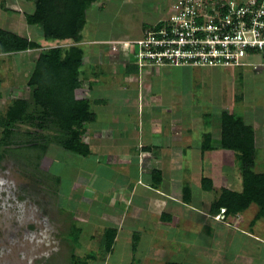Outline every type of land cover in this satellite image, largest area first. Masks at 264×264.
<instances>
[{
    "label": "rangeland",
    "instance_id": "rangeland-1",
    "mask_svg": "<svg viewBox=\"0 0 264 264\" xmlns=\"http://www.w3.org/2000/svg\"><path fill=\"white\" fill-rule=\"evenodd\" d=\"M178 1L98 0L97 5L87 10V25L81 36L83 34L85 40L88 38L101 40L109 36L125 37L129 40L138 39L147 32L154 31V26L159 20L169 22L168 19L171 20L179 12L174 6ZM263 1L211 0L210 4H216L218 8L216 15L220 22L225 18L224 11L231 2L238 6L249 3L252 6L257 2L255 7L258 8ZM212 8L214 7L209 6L205 9V13L209 16L215 14ZM34 11L35 0H0V28L13 31L41 46L40 49L31 50L30 54L0 57V119L16 100H27L30 105L28 113L34 117L31 123H15L11 127L13 133L8 137L4 136V127H0V264H71L74 255L80 261L86 259L88 254L97 257L103 255L102 250L96 249L100 241L99 231L103 233L105 223L102 221V219L105 221V218L101 212L106 207L105 198L108 190L123 177L117 175L116 171H112L114 169L113 155L108 161L106 154H103L104 156L100 157L105 161L103 163L98 162L97 154L96 157L83 158L66 151L62 145L65 133L56 123V119L43 114V108L35 105L31 89L26 84L39 56L57 47L63 48L65 53L71 46L80 47L82 43L71 40L69 43L52 45L39 26L27 24L26 15L33 14ZM165 26L162 23L158 28L164 29ZM132 43H128V46L134 45ZM108 45L111 49L116 46L119 52L127 48V42L114 44L108 42ZM260 60L259 56L254 55L241 59L243 62ZM203 68L200 67L196 71H193V68L181 69V72L171 70L170 74L156 75L155 85L158 83L160 88H165V94L168 92L184 94V97L188 99L185 107L181 104H178V107L177 104L173 106L178 114L184 115L188 112L194 115L210 114L211 121L215 122L214 133L219 132L223 112L243 119L255 132L256 156L253 170L258 174L263 173L264 68L258 70L223 66ZM79 78L83 85L84 75L81 74ZM75 95L78 99L85 97L82 86L76 90ZM210 95L214 96L211 99L212 104L205 105L201 99ZM172 98H174L173 95ZM111 116L112 112L109 110L108 117ZM211 121L209 119V123ZM83 140L86 143L91 142L85 134ZM97 146L96 149L102 151L101 143ZM221 152L224 151L213 156H217V161H220L219 163L223 164L222 168L227 171L237 172V174L240 172L235 180L237 181L238 177L241 179L235 187L236 189L239 185L243 187L240 154L233 150L226 151L225 155H221ZM144 156L143 153L138 154L139 166L146 163ZM205 156L204 166L207 172L206 167L212 161L209 159L212 154ZM107 161L110 164L108 167ZM102 163L103 167H99ZM213 163L212 161V165ZM191 164L194 166L193 160ZM126 166H124L125 171L131 175L134 174V167ZM145 169L141 167L139 172L143 174L146 172ZM110 175L115 177L108 179ZM216 176L219 180L224 179L220 171ZM57 178L60 179V183L57 182ZM107 180L112 182L108 183ZM225 185H229V180H226ZM219 190L217 189L216 193ZM199 192L201 193L200 190ZM204 194L207 200L217 198L215 192ZM176 206L177 214L168 220L175 228H166L163 235H160L166 242L165 250L161 248L162 255L157 257L155 251L151 250L152 245L148 242L150 235L146 236V243L138 247L137 255H135L142 263L147 259L148 264H169L171 261H180L182 264L185 261L202 264L208 256L213 257V249L210 245L212 248L218 247L222 250L221 252L229 253L230 250L231 254L242 248L241 241H235L233 235L231 237V228L228 230L225 228L228 234L220 236L216 234L224 228L220 223H214L205 218L209 223V227H206L202 223L203 220L198 218L200 214L195 209L185 205ZM258 209L259 207L255 204L249 207L242 226L247 228L253 221L255 224L252 229L259 228L264 236V219L257 223L254 220ZM88 214L92 215L91 221L88 219ZM224 223L229 222L226 220ZM78 229L85 232L79 236L80 245H75L73 235ZM207 230H209L208 236L213 230L215 233L211 234L210 241L206 237ZM93 233L95 235L90 238V234ZM217 236L220 237L217 238ZM88 238L90 240H87ZM162 238L156 241L159 243ZM88 241L91 244L85 245ZM251 245L253 250L257 247L254 242ZM136 246L137 242L135 248ZM122 247L117 246L108 264L126 263L128 252L122 250ZM214 257H216L215 254ZM146 262L144 263L147 264Z\"/></svg>",
    "mask_w": 264,
    "mask_h": 264
},
{
    "label": "crops",
    "instance_id": "crops-1",
    "mask_svg": "<svg viewBox=\"0 0 264 264\" xmlns=\"http://www.w3.org/2000/svg\"><path fill=\"white\" fill-rule=\"evenodd\" d=\"M97 3L98 0L88 10ZM84 31L85 28L82 33ZM142 37L143 35L138 39L129 40L125 37L109 36L101 40L89 38L85 40L82 34V45H80L83 50L84 66V68L82 67V74L84 75L82 92L85 95L84 98L89 99L91 110L96 115L95 121L85 125V136L87 135L91 141L88 144L92 151V157H96L97 154L98 162L104 163L105 161L100 159L104 156L103 154H106L108 161L113 155L114 169L112 171H116L117 175L123 177L108 190L109 194L107 193L105 198L106 207L101 212L105 218V221L103 219L102 221L105 223L103 233L99 231L100 241L96 249L101 250V239L104 231L109 228H116L117 235L111 252L105 259L101 256L95 260L92 259L89 264L92 262L108 264L113 251L116 250L117 246L119 248V245L120 247L123 246L122 250L128 252L124 264H145L147 259L142 263L135 255H137L138 247L146 243L145 238L149 235L148 242L152 245L151 250L155 251L157 257L161 256V250H165L166 242L160 235H163L166 228H175L168 220L177 214L178 207L176 205H185V207L195 209L200 214L198 218L203 220L202 223L206 227H209L206 219L220 223L224 227L223 230L216 233L220 236L228 234L226 230L231 228V237L233 235L235 241L240 240L242 243L240 245L242 248L232 252V254L230 250L229 253L221 252L222 250L218 247L212 248L210 245L213 249V257L208 256L202 264H264L263 232L259 228L257 230L252 229L255 224L253 221L249 223L247 228L244 227L245 229L242 226L244 219H246L245 213L249 207L241 213L228 215L226 220L229 223L218 221L215 218L221 211L215 210L213 205L218 203V197L222 192L225 190L241 192L243 190L241 185L237 189L235 187L241 179L238 177V180H235L240 172L237 174V172L227 171L222 168L223 164L217 161V156H213L220 151H224L221 152V155H225V152L228 151L218 147L221 141V127L219 132H213L215 122L211 121L210 114L194 115L192 112L184 115L178 114L177 109L173 106L177 104L178 107V104H181L185 107L188 99L184 97V94L171 92L165 94V88H160L158 83L155 85L154 78L156 75L170 74L171 70L181 72V69L193 68V71H196L200 67L156 66L140 69L136 58H134L135 45L128 46L127 44V48L119 49L120 52L113 51L108 45V42L113 44L117 42L132 43ZM70 41H50L49 43L56 45ZM24 53L30 54L31 51L0 54V57H13ZM208 68L217 67H204L203 69ZM187 71L190 72V70ZM213 97L210 95L200 99L207 105L212 104L211 99ZM109 110L112 112L111 117H108ZM207 136H211L212 145L216 146H212L213 148L209 151L203 149ZM98 143L103 146H99L102 151L96 149ZM100 152L103 153L100 154ZM139 153H143L146 158V163L140 166L137 158ZM211 154L212 157L209 159L214 163L212 165L211 161L210 165L206 167L207 172H205V155ZM192 160L195 163L194 166L191 164ZM103 163L101 166L98 164L99 167H103ZM126 165L134 167L133 176L125 171L124 166ZM141 167L146 168V172L143 174L139 172ZM153 171L157 173H153ZM218 171L221 172L224 179L219 180L217 178ZM112 177L115 175H110L108 179H113ZM140 179L143 181L142 184H139ZM226 180H229L228 186L225 185ZM106 182L112 181L107 180ZM217 189H220L218 193H216ZM213 192L215 195L217 194V198L207 200L204 193ZM259 211L258 209L254 217L256 223L262 220L256 219ZM88 219L92 220L91 214H88ZM224 231L226 233H223ZM211 234H215L214 230L210 232V236ZM93 235L95 233L90 234V238ZM208 235L209 230H207L206 237L207 240H212ZM135 236H137V240L134 239ZM159 238L162 239L158 243L156 240ZM89 242H85V245H90ZM252 242L257 245L254 250L251 245ZM214 254L218 258L214 257ZM169 263L182 264L180 261ZM184 264L192 263L185 261Z\"/></svg>",
    "mask_w": 264,
    "mask_h": 264
},
{
    "label": "trees",
    "instance_id": "trees-1",
    "mask_svg": "<svg viewBox=\"0 0 264 264\" xmlns=\"http://www.w3.org/2000/svg\"><path fill=\"white\" fill-rule=\"evenodd\" d=\"M97 0H35V11L26 15V22L31 26H39L48 41L72 40L80 43L81 33L86 26L87 10ZM226 13V10L224 11ZM37 42L29 41L9 30L0 28V54H13L40 49ZM83 66V50L79 46H71L64 53L63 48L50 49L41 54L35 62L27 86L31 89L36 106L43 108V114L56 119L59 127L64 131L63 148L72 154L88 158L92 156L90 145L83 140L85 125L96 120L87 98H76L75 92L82 86L80 75ZM30 105L27 100H16L0 119V127H4V136L13 133L11 127L15 123L30 122L34 117L28 113ZM211 136H207L203 145L205 151L211 150ZM213 146V147H212ZM218 147L225 150L237 151L242 163V192L225 190L219 197L218 203L213 205L215 210L226 209L225 217L241 213L255 204L259 207L256 219L264 218V172L256 173L255 165V132L243 119L223 112L221 116V141ZM30 148V147H29ZM33 149V148H32ZM153 173H157L153 171ZM160 174V173H158ZM60 183V179L57 178ZM187 191V188H186ZM224 206V207H223ZM82 230H77L75 245L79 244ZM117 235L116 228L104 231L101 239L102 257L111 252ZM137 240V236L134 237ZM98 257L88 254L80 261L72 256L71 264H89ZM177 264V263H169Z\"/></svg>",
    "mask_w": 264,
    "mask_h": 264
},
{
    "label": "built area",
    "instance_id": "built-area-1",
    "mask_svg": "<svg viewBox=\"0 0 264 264\" xmlns=\"http://www.w3.org/2000/svg\"><path fill=\"white\" fill-rule=\"evenodd\" d=\"M211 0H179V12L171 20L158 21L155 30L132 43L140 69L147 67H247L264 68V1L256 8L228 4L225 18L218 22L217 6ZM213 6L210 16L205 9ZM209 17V18H208ZM164 29H159L161 24ZM169 23V24H168ZM159 27V28H158ZM131 43V42H130ZM128 44V43H127ZM130 46H132L130 44ZM116 46L113 51H118ZM260 61L243 62L247 56ZM142 184V180H139ZM226 209L215 218L226 222Z\"/></svg>",
    "mask_w": 264,
    "mask_h": 264
},
{
    "label": "clouds",
    "instance_id": "clouds-1",
    "mask_svg": "<svg viewBox=\"0 0 264 264\" xmlns=\"http://www.w3.org/2000/svg\"><path fill=\"white\" fill-rule=\"evenodd\" d=\"M225 214H226V212H225Z\"/></svg>",
    "mask_w": 264,
    "mask_h": 264
}]
</instances>
